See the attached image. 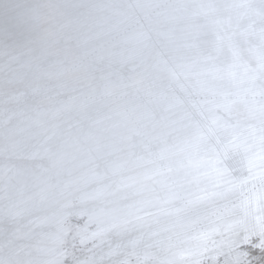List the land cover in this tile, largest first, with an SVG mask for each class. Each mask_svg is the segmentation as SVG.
I'll use <instances>...</instances> for the list:
<instances>
[{"label":"snow or ice","instance_id":"1","mask_svg":"<svg viewBox=\"0 0 264 264\" xmlns=\"http://www.w3.org/2000/svg\"><path fill=\"white\" fill-rule=\"evenodd\" d=\"M0 264H264V0H0Z\"/></svg>","mask_w":264,"mask_h":264}]
</instances>
